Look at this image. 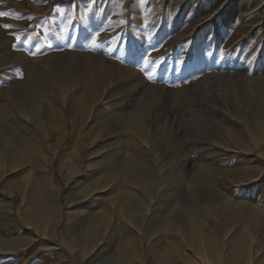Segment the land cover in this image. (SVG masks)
<instances>
[{"label":"rangeland","instance_id":"rangeland-1","mask_svg":"<svg viewBox=\"0 0 264 264\" xmlns=\"http://www.w3.org/2000/svg\"><path fill=\"white\" fill-rule=\"evenodd\" d=\"M0 13V264H264L262 233L217 214L264 217V0H0ZM72 122L92 138H71ZM38 125L52 131L33 150ZM97 183L108 205L71 217Z\"/></svg>","mask_w":264,"mask_h":264},{"label":"bare ground","instance_id":"bare-ground-1","mask_svg":"<svg viewBox=\"0 0 264 264\" xmlns=\"http://www.w3.org/2000/svg\"><path fill=\"white\" fill-rule=\"evenodd\" d=\"M15 54V52H14ZM11 55V54H10ZM85 86L87 88H90L91 90H97L98 87L93 88V82L92 81H88V84L86 83ZM73 124V130L70 132L71 134V138H79L81 140V142H83L86 138H89V140L92 138V134L90 132H85L83 130V132L81 133V130L79 129L80 126L78 124H76L75 122H72ZM35 131L39 134V135H35L30 137L29 139L34 140L33 142H30V147L31 149L35 150L38 148L39 145L36 144L35 139L38 137L40 138H44L45 136L49 135L50 131H52V128L50 127H45L43 125H38V127H36ZM87 133V134H86ZM72 142L69 143V148L72 147ZM68 149H66V152L68 151ZM0 152L3 154L4 150H0ZM97 186H91L90 189H88L87 192H83L82 190H77L74 194V208L75 210H72L71 212V217H81L83 215H87V210L91 209V210H95V213H97L98 210L102 209L103 206H107L108 203H101L102 199H105L102 193L98 192L97 190L102 188H106L109 187L111 185H100V183L96 184ZM43 191L45 193V195L51 197L54 195V193L49 190L46 186L43 187ZM218 199L221 200L222 197H219L218 195H216ZM68 199L70 200V196H68ZM213 200V199H212ZM215 201V200H214ZM102 205V206H101ZM225 208H228L227 206H223L221 208H219V210L217 211L218 216L223 220L224 224H223V229L225 230H229L233 224L238 221L239 219L241 220V218H244V223L246 225V228L253 234L255 233H262L263 239H264V229H262L260 227V221L264 218L263 215L255 210L252 209H248L245 207H241L238 206L235 207V209H230L226 211ZM218 209V208H217ZM97 210V211H96ZM190 231V232H189ZM203 234H204V242L205 245L207 247V250L210 252L211 256L215 259V260H220L221 258V236H215L212 237L209 232H207L206 227L203 225ZM188 234L191 236H193V232L191 230H188ZM232 240V238H231ZM230 240V241H231ZM264 241V240H263ZM193 251L197 252L196 248H192ZM204 251V250H203ZM176 252V251H175ZM227 252L228 254H230L231 258L238 252L237 249H235V247L231 244L227 245ZM169 253V252H168ZM173 252H171L172 255ZM197 254H200L199 252H197ZM178 255V253H177ZM167 254L165 253V255L163 256V259L167 262L168 258H167ZM179 256V255H178ZM177 256V258H178ZM181 257V256H180ZM188 257V256H187ZM184 256V261H188L189 263H193V260L191 259V257L189 256L188 258ZM181 259V258H180Z\"/></svg>","mask_w":264,"mask_h":264},{"label":"crops","instance_id":"crops-1","mask_svg":"<svg viewBox=\"0 0 264 264\" xmlns=\"http://www.w3.org/2000/svg\"><path fill=\"white\" fill-rule=\"evenodd\" d=\"M24 26L26 27V30H28V33L31 34V36H37L39 38L40 42H45V27H41V24L39 22H31L27 21L24 23ZM41 35L42 37H39ZM40 44H36V49L38 50L40 48ZM15 50V49H14ZM17 50V49H16ZM13 52H17V51Z\"/></svg>","mask_w":264,"mask_h":264},{"label":"snow or ice","instance_id":"snow-or-ice-1","mask_svg":"<svg viewBox=\"0 0 264 264\" xmlns=\"http://www.w3.org/2000/svg\"><path fill=\"white\" fill-rule=\"evenodd\" d=\"M0 15H3L2 13H0ZM6 27H7V25H6Z\"/></svg>","mask_w":264,"mask_h":264}]
</instances>
